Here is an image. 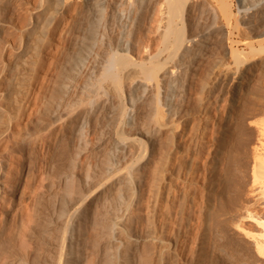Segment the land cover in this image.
I'll return each instance as SVG.
<instances>
[{
    "label": "bare ground",
    "instance_id": "6f19581e",
    "mask_svg": "<svg viewBox=\"0 0 264 264\" xmlns=\"http://www.w3.org/2000/svg\"><path fill=\"white\" fill-rule=\"evenodd\" d=\"M257 207L264 0H0V264H219L233 230L264 263Z\"/></svg>",
    "mask_w": 264,
    "mask_h": 264
},
{
    "label": "rangeland",
    "instance_id": "374dc122",
    "mask_svg": "<svg viewBox=\"0 0 264 264\" xmlns=\"http://www.w3.org/2000/svg\"><path fill=\"white\" fill-rule=\"evenodd\" d=\"M238 149V148H237ZM237 151H239V150H237ZM238 157H239V155H238ZM240 158V157H239ZM239 173V175L238 176H240L241 177V181H242V186H241V188L243 189V190H240V187L238 186V187H236L238 190H239V192L238 191H236L235 192V195H234V197H235V199L237 200L236 201V205H238L237 207H239V204H241L240 205V207H239V209L241 208V206H243L244 204H245V198H247V197H249V189H250V187L248 188L247 186H246V184L249 186L250 185V183H249V181H248V179H249V174H247L248 176L246 177H243L242 175H240V173H241V171H239V170H237L236 171V173ZM242 174V173H241ZM243 177V178H242ZM248 178V179H247ZM244 181H245V183H244ZM248 181V182H247ZM243 184H244V187H243ZM247 188V189H246ZM245 190V191H244ZM246 190L248 191V192H246ZM244 191V192H243ZM237 192L239 193V194H242L243 195V197H242V195H239V196H237L238 194H237ZM237 194V195H236ZM246 194H248V196L246 197L245 196V198H244V195H246ZM244 198V201H243V203H242V198ZM240 200H239V199ZM248 199L249 198H247L246 200H247V202H248ZM237 202L239 203V204H237ZM236 207V209L238 210V208ZM260 207H262V205H260ZM258 208L257 207V212L260 214V215H262V213H264V210H262V208ZM259 210H261V211H263V212H259ZM247 223V225L248 226H251L250 228H252L251 230H254L255 229V231H256V229H257V232H258V228H255V227H252V223H249V222H246ZM250 224V225H249ZM236 231V230H235ZM234 230L233 231H231L232 232V234H230V233H228V232H224V231H222V233L220 232V234H219V236L220 235H222V236H220L219 237V239L221 238V240H219L220 242V259H219V264H264V263H262V259L260 260V258H258L257 257V255H256V253H255V248H254V245H253V242L252 241H250L249 239H246V238H244L243 237V232H240V230L239 231H236L235 232ZM229 234L228 236H227V234ZM234 236V237H233ZM225 237V238H224ZM233 237V238H232ZM224 238V239H223ZM229 240H228V239ZM224 240V241H223ZM228 240V241H227ZM226 241V243H224ZM228 242V243H227ZM233 243V245H231L232 243ZM231 243V244H230ZM227 244V245H226ZM222 245V246H221ZM223 245H225V247L223 246ZM231 247V248H230ZM229 250H228V249ZM222 249V250H221ZM223 251V252H222ZM228 252V253H226V252ZM224 253H226V254H224ZM248 253V254H247ZM222 256V257H221ZM247 257V258H246ZM222 259V260H221ZM221 260V261H220ZM229 260L230 262H228L227 263V261ZM224 261H225V263H224ZM243 261V262H242ZM264 262V261H263Z\"/></svg>",
    "mask_w": 264,
    "mask_h": 264
}]
</instances>
